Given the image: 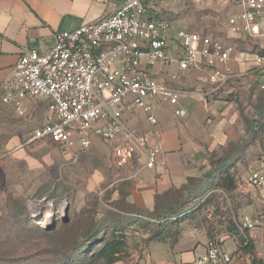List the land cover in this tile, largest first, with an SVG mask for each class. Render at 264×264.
<instances>
[{
  "label": "built area",
  "instance_id": "obj_1",
  "mask_svg": "<svg viewBox=\"0 0 264 264\" xmlns=\"http://www.w3.org/2000/svg\"><path fill=\"white\" fill-rule=\"evenodd\" d=\"M173 1L238 7L227 20L229 39L264 33V0H120L97 20L56 31L48 52L24 50L12 76L0 82V103L11 104L19 113L24 111L23 100L47 102L50 118L33 128L29 141L53 142L72 154L76 146L87 147L96 136L111 145L118 167L139 162V168H153L159 148L127 120L138 109L148 124L155 125L156 109L164 103L177 104L181 95L153 75V67L174 66V80L192 68L201 70L214 85L211 91L234 77L228 65L234 45L188 28H174L159 10L160 5ZM256 60L264 63L263 56ZM247 182L264 192V160L248 174ZM48 210L50 216H46ZM33 212L41 225L49 223L54 214L50 208ZM234 223L238 231L245 232L264 228V217L243 215ZM222 237H209L205 250L191 264H234L233 255L222 247Z\"/></svg>",
  "mask_w": 264,
  "mask_h": 264
},
{
  "label": "rangeland",
  "instance_id": "obj_2",
  "mask_svg": "<svg viewBox=\"0 0 264 264\" xmlns=\"http://www.w3.org/2000/svg\"><path fill=\"white\" fill-rule=\"evenodd\" d=\"M159 10L174 28L205 33L235 47L228 62L234 77L219 85L210 97L235 104L246 129L238 142L214 152L211 159L223 177L226 172L229 174L227 180L244 182L251 171L258 169L255 165L264 160V63L256 60L257 56L264 57V33L255 37H226L228 17L239 10L230 3L173 1L160 5ZM154 70L159 79L171 86H201L204 90L214 86L203 71L194 68L179 80L172 78L174 66L157 64ZM22 107L24 111L19 113L12 106H0V251L16 255L33 251L39 245L50 249L61 241L68 242L75 227L82 229L89 216L98 219L108 215L119 222L124 220L125 215L119 210L127 206L126 197L134 181L126 178L129 169L114 163L111 145L93 136L89 146H76L71 154L53 142L29 141L33 128L45 123L50 114L47 102L40 99H26ZM138 114H144L135 110L139 122L143 117ZM132 126L150 140L154 125L146 121L144 130L137 123ZM130 167L134 168V164ZM65 204L72 229L61 227ZM45 208L53 209L50 222L55 221V226L51 229L32 215L34 210ZM32 226L55 231L40 236L32 231ZM123 226L128 233V253L135 256L128 255L117 264L143 257L148 248V233L143 228L126 221ZM52 258L47 256L48 260Z\"/></svg>",
  "mask_w": 264,
  "mask_h": 264
},
{
  "label": "crops",
  "instance_id": "obj_3",
  "mask_svg": "<svg viewBox=\"0 0 264 264\" xmlns=\"http://www.w3.org/2000/svg\"><path fill=\"white\" fill-rule=\"evenodd\" d=\"M119 3L120 0H0V82L12 76L24 50L48 52L56 31L73 30L97 20ZM154 68L151 71L158 77ZM174 87L181 92L177 104L164 103L156 109L158 121L150 133V144L159 148L158 163L153 168H139L136 162L134 168H126V178L134 181L126 203L133 218L151 213L157 216L170 206L177 210L182 207V215L172 225V232L158 233L157 222L143 228L148 233L146 254L124 264H191L205 250L207 239L216 234L223 235L222 247L233 255L234 264H264V228L241 232L234 223L243 215L264 217V192L252 188L247 178L244 182L235 180L232 188L218 186L211 163L214 152L240 140L246 129L241 115L231 101L212 100L211 87ZM134 114L127 123L146 129L144 116L138 114L143 117L138 122ZM142 160L143 157L139 159ZM260 165L261 162L255 167ZM240 236L251 240L255 262L250 253L239 250Z\"/></svg>",
  "mask_w": 264,
  "mask_h": 264
},
{
  "label": "trees",
  "instance_id": "obj_4",
  "mask_svg": "<svg viewBox=\"0 0 264 264\" xmlns=\"http://www.w3.org/2000/svg\"><path fill=\"white\" fill-rule=\"evenodd\" d=\"M211 163L217 172V185L232 188L234 180L232 178L227 180V177H230L229 174L226 172L223 177L213 164L212 159ZM181 209L182 207L177 210L170 206L168 210L163 211V214H157V216L151 213V216L141 214L133 218L130 216L133 211L127 204L119 210L125 215L124 220H120V222L108 215L98 219L95 216H89L82 229L75 227L70 241H61V244L53 245L50 249L46 245H39L33 251H20L16 255H10L6 250H2L0 251V264H113L128 256V233L123 226L125 221L141 228H147L150 223L157 222L159 223L156 224L159 226L158 233H160L169 231L172 225L179 220L182 215ZM175 217L176 219H174ZM72 226L74 227L73 223L68 220L61 227L71 228ZM31 229L40 233V236L49 235L55 231H48L36 226H32ZM239 245V250L250 253L253 256V262H255L254 246L251 240L240 236ZM48 255H52L53 258L48 260ZM71 255H75V259H72Z\"/></svg>",
  "mask_w": 264,
  "mask_h": 264
},
{
  "label": "water",
  "instance_id": "obj_5",
  "mask_svg": "<svg viewBox=\"0 0 264 264\" xmlns=\"http://www.w3.org/2000/svg\"><path fill=\"white\" fill-rule=\"evenodd\" d=\"M67 208H68V206H67V204H65V207H64V214H62V216H61V220L62 221H64V222H66V221H68V218H67ZM55 226V221H52V222H49V223H46V226H45V228L46 229H51V228H53Z\"/></svg>",
  "mask_w": 264,
  "mask_h": 264
},
{
  "label": "bare ground",
  "instance_id": "obj_6",
  "mask_svg": "<svg viewBox=\"0 0 264 264\" xmlns=\"http://www.w3.org/2000/svg\"><path fill=\"white\" fill-rule=\"evenodd\" d=\"M51 214H50V212H49V210L47 211V213H46V216H50Z\"/></svg>",
  "mask_w": 264,
  "mask_h": 264
}]
</instances>
